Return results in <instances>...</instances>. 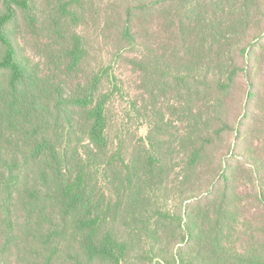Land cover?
<instances>
[{"label":"trees","instance_id":"16d2710c","mask_svg":"<svg viewBox=\"0 0 264 264\" xmlns=\"http://www.w3.org/2000/svg\"><path fill=\"white\" fill-rule=\"evenodd\" d=\"M193 1L195 0H144L129 6L126 15H123L121 26L116 33L110 35V43H113L114 48L111 47V52L105 55L103 49L100 50L101 59L107 60L106 55L109 56L107 64L91 67L87 81L80 83L68 95L65 91L55 90V101L48 106L49 103H45L39 95L26 87L25 82L32 77V73L28 66L19 61L17 50L4 33V27L15 16L14 6L30 10V0H3L7 12L0 15V41L6 46V54L0 61V69L11 71L9 86L12 107L16 106L21 113L24 111L32 121L31 128L20 120L16 122L18 129L29 130L30 134L28 157L22 159L45 160L47 166L39 176L42 181H47L49 175L58 178L61 189L57 199L63 212L59 223L67 220L75 223L81 235L83 251L87 255L84 263L74 257L75 264H91L98 260L104 264H129L131 258L141 255L144 252L138 248L144 243L141 230L129 229L130 237L139 233L136 248L131 239H122L111 229H105V226L119 216L120 210H134L129 212L130 221L142 218L149 211L145 202L160 190L159 183L163 182L162 179L169 176L166 184L171 180V173L174 172V169L171 172V164L177 165L179 159L185 158L180 176V188L184 187L189 182V175L199 167L206 146L214 144L229 127L221 107L222 94L229 92L242 74L240 67L233 62H227L229 65L225 67L220 61V55L214 56L222 48L226 51L232 34L236 33L234 23L229 21L230 25H227L221 23V19L223 16H242L249 12L250 5L254 7L255 0H219L217 3L211 0L206 6V9H213L209 10L211 20L208 21L206 34L203 32V42L199 46L205 53L206 65H200L201 60L197 58L195 61L189 58L188 52L184 54L183 51L180 56V46L186 42L176 48L178 31L172 21L167 28L165 25L159 31L155 29V23H149L147 27L153 35L148 36L142 33V23L136 18L137 14H149L153 18L157 14L159 18L161 10L172 11L174 4H178L186 16ZM85 2L86 0L61 1L57 8L59 20L79 22ZM30 19L33 24L36 22L33 15ZM185 22L187 23V19L182 24ZM161 31V35L156 36ZM98 35L102 43L107 40L104 33ZM193 37L200 41L198 34ZM83 42L84 37L76 33L69 39L68 47L60 52V60L66 61L65 69L68 72H77L83 66L86 52ZM250 48L253 50L254 45L237 47L235 53L244 58L250 53ZM121 66L128 67L129 73L136 78L135 96L126 98H129V113L140 121L146 118L149 133L145 139L138 132L126 128L124 123H118L114 115L117 102L126 100L123 97L126 93L124 80L117 72L122 69ZM260 68L261 66H257L255 70L259 71ZM190 84L203 89L201 95H190L187 92L184 95L181 86ZM176 85L180 86L179 90H175ZM128 89L131 86L128 85ZM211 90L217 93L213 97L210 95ZM242 94L246 101L245 110L248 109L244 117L249 118L255 113L264 114V80L257 83L247 77V85L242 89ZM196 102L200 105L197 109L193 106ZM71 108L83 113V117L69 118L67 111ZM156 115L157 118L151 121V116ZM32 119L41 121V124H35ZM49 122L54 123V135L44 134L42 131L41 127H48L46 124ZM176 122L184 127L181 129ZM186 122H189L190 128ZM13 124L14 122L8 125L7 131ZM77 126L85 131L77 132ZM2 144L0 142V152L4 153ZM261 146H264V141ZM9 150L7 154H15L10 153L12 146ZM26 154L23 156H27ZM254 157H258L257 161L255 159V167L262 170L264 160L260 162L258 153ZM19 158V155H13L9 161L14 164L10 167L0 158V193L6 197L9 187L13 189L19 183ZM14 165L16 169H13ZM140 165L143 167L141 171L138 168ZM230 168L231 164L223 166L218 177L220 184L217 188L223 184V195L214 202L217 209L215 223H208L206 230L207 223H203L205 216L200 222L192 212L186 213L185 233L177 236L180 242L173 243L183 244V248L174 254L175 264H264V223H252L244 213L252 200H255L257 209L259 205L262 206L264 192L260 194L259 186L258 189L256 186V195L251 197L246 187L231 190L228 185ZM110 172L114 174L111 179ZM95 173L105 180L94 184L92 179ZM152 179H159V182L144 190L145 183ZM212 179L214 178L207 180L211 185L214 184ZM20 187L21 184H18V189ZM27 190L29 191L25 196L33 204L35 191L37 194L39 191L31 188ZM96 190L98 197L93 198ZM189 192L186 189L181 195L192 197L194 192ZM186 208L187 212L188 207ZM146 218L156 229L161 223L159 219ZM174 218L170 222L179 223L177 227L182 229L183 219L178 221L175 216ZM209 218L208 215L207 219ZM2 229L5 231L4 238L0 240V264H9V253L16 233L5 205H2L0 214V231ZM204 248L214 255L205 256L202 251ZM158 250L163 255L162 247H158ZM44 259L41 264H50V260Z\"/></svg>","mask_w":264,"mask_h":264},{"label":"rangeland","instance_id":"374dc122","mask_svg":"<svg viewBox=\"0 0 264 264\" xmlns=\"http://www.w3.org/2000/svg\"><path fill=\"white\" fill-rule=\"evenodd\" d=\"M61 1L68 0H30V10L14 6L15 16L4 27L5 35L12 41L17 50L19 61L28 66L32 73V77L27 78L25 82L27 83L26 87L39 95L45 103H49L48 106H51L55 101V90H60L63 93L65 91V94L68 95L80 83L87 81L91 67L94 68L101 63L107 64L106 62L110 58L106 55L107 60L101 59L100 50L103 49L104 55L111 52L110 48H114L113 43H110L111 33H116L121 26L128 7L137 5L144 0H103V2H101L102 0H86L83 11L80 13L79 22H72L70 19L59 20L57 8ZM214 1L217 3L219 0ZM228 1L232 2L233 0ZM210 2L211 0L193 1L189 5L186 16L183 15L179 5L174 4L171 7L172 11L161 10V17L159 18L157 14L154 18L149 14H137L136 18H138L139 23H142V33L148 36L153 35V32L151 33L147 27L149 23H155V29L159 31L165 25L167 28L172 21L175 30L178 31L176 48L182 42H186L180 46V56L183 55V51L184 54L188 52L189 58L194 61L197 58L201 60L200 65H206L205 53L199 46L203 42V32L206 34L205 29H207L208 21L211 20L209 10L212 8L206 9ZM191 9H193L192 13ZM6 12L5 4L3 0H0V15ZM31 15L36 18L34 24L30 19ZM234 17H222L221 23L230 25L232 22L233 25H236L234 27L236 33L232 34L225 52L222 48L219 53L216 51L214 54V56L220 55V61L225 67L229 65L227 62L230 61L241 69L242 77L240 80L237 79L238 83L235 80L231 90L222 94L221 107L224 119L229 122V127L214 144L206 146L199 167L189 175V182L184 187L180 188V176L183 173L185 158L179 159L177 165L171 164V172L173 169L174 172L171 173L169 183L166 184L169 176L163 178V182L159 183L160 190L157 194H152L145 202L149 210L146 211L147 215L130 221L128 220L129 212L134 210H120L119 216L105 226V229H111L120 238L131 239L136 248L139 244V233L135 237H130L129 229L141 230L144 235V243L140 244L138 248L144 252L138 257L131 258L129 264H175L173 261L174 254L183 248V244L173 245V243L180 242L177 240V236L185 233V216L187 217L189 212H192L193 216L200 222L205 216L203 223H207L206 230L209 226L208 223H215L217 209H215L214 202L223 195V184L217 188L220 184L218 177L222 172V167L226 164H231L228 173V185L231 190L237 191L246 187L251 197L256 195V186L257 189L259 186L260 194L264 192V168L259 170L258 167H255V159L257 161L258 157H254L258 153L261 157L260 162L264 160L262 157L264 156V146H261L262 141H264V114L255 113L249 118L244 117L248 109L245 110L246 101L243 100L242 94V89L244 90L247 85V77H251L257 83L264 80V0H255L254 7L250 5L249 12ZM185 19H187V23L182 24ZM261 26H263L262 29ZM163 31L156 36H160ZM76 33L84 37L85 59L83 68L81 67L77 72H68L65 69L66 61L60 60L59 54L68 47L69 39ZM99 33L106 35H103L105 39L107 38L105 42L102 43ZM195 34H198L199 42L193 37ZM104 45L106 46L104 47ZM250 45H254V49L250 48V53L246 54L244 58L239 53H235L237 47H249ZM5 54L6 46L0 41V61L3 60ZM257 66H261L259 71L255 70ZM121 68L117 72L124 80L123 87L127 94L124 93L123 97H133L136 93V78L129 73L128 67L121 66ZM10 76L11 71L9 69H0V129L2 128L0 142L4 146V148L2 146L4 153L0 152V158L6 161L7 167H10L14 164V162L9 161L13 155L17 154L21 157L17 162V170L20 175L18 184H21V187L18 189L17 184L13 189H10L8 186L7 197L0 193V214L2 213V205H5L16 233L12 241L13 248L9 253L11 256L9 264H41L43 258L47 261L50 260V264H75L74 257L84 263L87 255L83 251L81 235L78 233L75 223L72 220L59 223L63 212L57 199L61 189L58 178L49 175L47 181H42L39 176L47 166L45 160L22 159L28 157V150L31 145L28 136L30 134H28L29 130L18 129L16 122L20 120L24 125L31 128L32 121L24 111L21 113L19 108L12 107ZM128 85L131 86V89H128ZM176 89L179 90L180 86L176 85ZM181 89L184 90V95L186 92L190 95L197 93L201 95L203 92V89H197L191 84L181 86ZM216 94V91L211 90L210 95L212 97ZM128 99L117 102L114 111L116 120L118 123H124L126 128L138 132V135L145 139L149 133L146 118L140 121L129 113ZM198 103L193 104L195 109L200 106ZM163 110L166 111V108ZM171 111L173 112V110ZM67 114L72 119H80L84 115L73 108L67 111ZM156 118L157 115L151 116V121ZM13 122L14 124L7 131L8 125ZM33 122L38 125L41 124L39 120H33ZM186 123L190 128L189 122ZM53 124L49 122L46 124L48 127H41L43 133L54 135L56 129ZM176 124L181 129L184 127L179 122ZM76 131L83 133L85 130L81 126H77ZM11 146L12 151L10 153L15 152V154L10 155L7 153ZM25 154L27 156H23ZM256 165L258 164L256 163ZM14 166L13 169H16V165ZM141 166L138 167L140 171L143 170ZM112 177L114 174L110 172L109 178ZM211 177L214 178L212 179L213 185L207 181ZM4 180L7 182V177ZM104 180V177L98 176L96 173L92 179L94 184ZM158 182L159 179L147 181L144 190ZM28 188L39 191L38 194L35 191L36 197L33 204L25 196V193L29 191ZM186 189L190 190L189 194L194 192L192 197H187L186 194L181 195V192ZM97 197L98 190L95 191L93 198ZM220 200L221 198L218 199L217 203ZM256 205L255 200H252L244 213L247 214L246 216L250 218L252 223H264V203L262 206L259 205L258 209ZM186 207H188L187 212ZM208 215L210 216L209 219H207ZM174 216L178 221L183 219L182 229L177 227L179 223L170 222ZM146 217L151 220L153 218L159 219L161 223L157 225L158 228L151 226L152 223H149ZM4 231L5 229L0 231V240L4 238ZM158 247H162L163 255L160 254ZM202 251L207 257L214 255L206 248ZM91 264H104V262L98 260Z\"/></svg>","mask_w":264,"mask_h":264}]
</instances>
